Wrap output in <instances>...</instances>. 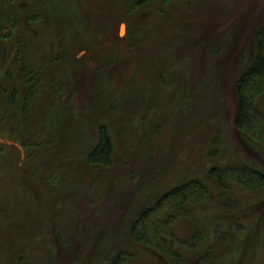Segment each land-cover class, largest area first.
Wrapping results in <instances>:
<instances>
[{
	"label": "rangeland",
	"instance_id": "374dc122",
	"mask_svg": "<svg viewBox=\"0 0 264 264\" xmlns=\"http://www.w3.org/2000/svg\"><path fill=\"white\" fill-rule=\"evenodd\" d=\"M263 10L264 0L155 1L131 12L125 0H0V264H15L14 242L26 244L24 264H107L118 249L129 264H191L207 251L208 264H264V226L248 238L253 212L237 210L264 189L232 182L221 193L205 178L215 163L264 166L233 125L234 80ZM26 60L37 76L22 71ZM257 106L264 112V94ZM101 124L111 167L87 159ZM191 177L216 199L193 204L174 231L188 238L198 225L205 242L180 247L175 263L130 241L139 210Z\"/></svg>",
	"mask_w": 264,
	"mask_h": 264
},
{
	"label": "trees",
	"instance_id": "16d2710c",
	"mask_svg": "<svg viewBox=\"0 0 264 264\" xmlns=\"http://www.w3.org/2000/svg\"><path fill=\"white\" fill-rule=\"evenodd\" d=\"M155 1L166 4L172 1L187 0H125L126 10L131 12ZM15 25V20L10 22L8 35L13 33L17 26ZM247 49L248 60L234 80L237 110L233 117V125L244 144L264 159V112L257 106L259 97L264 94V10L258 25L254 28ZM56 57H51L50 62L59 60ZM17 58L21 62V58L24 59L25 57L18 54ZM31 60L33 59L31 58ZM34 65V62L26 60L22 62L21 69L22 71L27 67L34 69ZM34 71L37 72V76L41 67L38 65ZM26 72L28 73V71ZM39 90H36L34 86L27 91L26 100L31 105L39 94ZM17 95L18 88L16 86L7 100L10 107L14 105ZM50 101L53 102L54 100ZM41 106L45 107V104ZM87 159L90 166L111 167L114 165V143L106 125H99L97 141L90 149ZM205 178L215 181L221 193L229 191L232 182L251 190L264 189V166H255L244 159L223 164L215 163L209 166ZM205 178L191 177L174 185L157 197L154 203L139 210L128 225V239L168 255L175 263H180L183 259L179 253L180 247L196 251L206 239L202 229L196 225L188 238H181L175 233L174 225L181 218L189 216L193 204L216 199ZM237 210L241 215H249L253 212V215L249 217L250 219L248 218L246 221L249 224H244V226H248V238L258 233L264 226V200L253 204L238 205ZM15 243L8 247L7 258L15 264H24L27 261L26 256H23L24 252L27 251L26 244L23 242ZM129 256L131 255H126L124 250L118 249L107 264H129L127 263ZM210 261L211 253L207 251L202 255L200 254L191 264H208Z\"/></svg>",
	"mask_w": 264,
	"mask_h": 264
},
{
	"label": "bare ground",
	"instance_id": "6f19581e",
	"mask_svg": "<svg viewBox=\"0 0 264 264\" xmlns=\"http://www.w3.org/2000/svg\"><path fill=\"white\" fill-rule=\"evenodd\" d=\"M124 27L125 26H121L120 32L123 33L124 32Z\"/></svg>",
	"mask_w": 264,
	"mask_h": 264
},
{
	"label": "water",
	"instance_id": "95a60500",
	"mask_svg": "<svg viewBox=\"0 0 264 264\" xmlns=\"http://www.w3.org/2000/svg\"><path fill=\"white\" fill-rule=\"evenodd\" d=\"M121 26H125L124 24H122ZM9 143H12L11 141H8ZM16 145H18L20 148H21V146L19 145V144H17V143H15Z\"/></svg>",
	"mask_w": 264,
	"mask_h": 264
}]
</instances>
